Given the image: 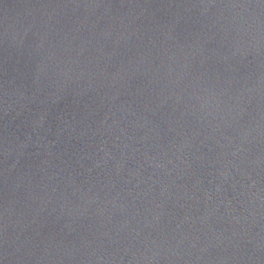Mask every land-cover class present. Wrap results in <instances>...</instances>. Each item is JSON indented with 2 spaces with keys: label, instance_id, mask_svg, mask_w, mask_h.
Here are the masks:
<instances>
[{
  "label": "water",
  "instance_id": "95a60500",
  "mask_svg": "<svg viewBox=\"0 0 264 264\" xmlns=\"http://www.w3.org/2000/svg\"><path fill=\"white\" fill-rule=\"evenodd\" d=\"M0 264H264V0H0Z\"/></svg>",
  "mask_w": 264,
  "mask_h": 264
}]
</instances>
